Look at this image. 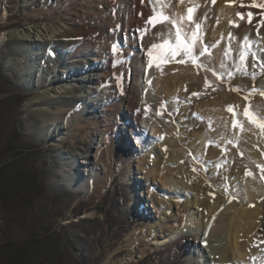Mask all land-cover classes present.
Wrapping results in <instances>:
<instances>
[{"label":"bare ground","instance_id":"obj_1","mask_svg":"<svg viewBox=\"0 0 264 264\" xmlns=\"http://www.w3.org/2000/svg\"><path fill=\"white\" fill-rule=\"evenodd\" d=\"M253 1L0 0L1 43L11 42L34 92L24 107L42 116L66 183L90 195L126 164L142 175L131 190L140 185L159 213L129 234L114 263L169 254L173 239L188 264L264 255V238L250 249L261 225L264 127L244 115L264 122V10ZM17 12L23 21L9 24ZM177 29L191 52L150 57L153 45L175 43ZM183 129L192 130L184 141ZM71 136L87 139L64 149ZM130 200L138 207L135 191Z\"/></svg>","mask_w":264,"mask_h":264},{"label":"rangeland","instance_id":"obj_2","mask_svg":"<svg viewBox=\"0 0 264 264\" xmlns=\"http://www.w3.org/2000/svg\"><path fill=\"white\" fill-rule=\"evenodd\" d=\"M256 2H262L264 10V0L250 4ZM21 21L17 12L8 23ZM18 58L11 42L0 39V264H117L114 261L131 246L129 234L142 223L160 218L142 197L141 186L136 184L132 191L128 185L133 176L142 175L136 168L130 174L125 164L117 167L106 188L90 195L74 191L65 181L56 144L45 141L42 116L24 107L34 92L20 79ZM182 133L184 141L192 130ZM86 139L71 136L64 149ZM128 140L138 147L129 132ZM134 191L139 195L138 207L130 200ZM260 200V230L250 249L264 238V193ZM172 242L169 254L162 250L136 253L130 264H188L180 256L176 239ZM250 259L264 264L259 251Z\"/></svg>","mask_w":264,"mask_h":264},{"label":"snow or ice","instance_id":"obj_3","mask_svg":"<svg viewBox=\"0 0 264 264\" xmlns=\"http://www.w3.org/2000/svg\"><path fill=\"white\" fill-rule=\"evenodd\" d=\"M189 11H191V9ZM191 48H192L191 42H189L187 44L182 43L181 33H180L179 29H177L176 41L174 44L169 45L168 42L166 41L164 44H161V45H153L152 48L149 49V56L150 57L152 56L153 49H159L158 57L160 59H163L166 56L175 57V55L179 51H183L185 55H188L191 52ZM114 50H115V46H114ZM201 54L203 55L204 53H201ZM150 63H151V61H150ZM231 110L232 109L230 107L229 111H231ZM244 115L246 117H248L252 122L257 123L261 127H264V122H260V121L256 120V118L252 114L249 113L247 108L244 109ZM234 123H235V121H234Z\"/></svg>","mask_w":264,"mask_h":264}]
</instances>
